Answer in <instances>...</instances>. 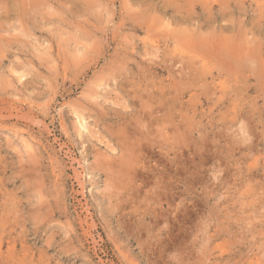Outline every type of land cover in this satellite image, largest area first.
<instances>
[{"label":"rangeland","instance_id":"obj_1","mask_svg":"<svg viewBox=\"0 0 264 264\" xmlns=\"http://www.w3.org/2000/svg\"><path fill=\"white\" fill-rule=\"evenodd\" d=\"M263 82L264 0H0V264H264Z\"/></svg>","mask_w":264,"mask_h":264},{"label":"bare ground","instance_id":"obj_2","mask_svg":"<svg viewBox=\"0 0 264 264\" xmlns=\"http://www.w3.org/2000/svg\"><path fill=\"white\" fill-rule=\"evenodd\" d=\"M93 1H95V0H93ZM34 3H36L35 1H34ZM46 3H48V1L46 2ZM37 4V3H36ZM203 4V3H202ZM35 5V4H34ZM208 7V6H207ZM31 8V7H30ZM211 8V7H210ZM86 10V9H85ZM33 14V13H32ZM210 16V15H209ZM214 21V20H213ZM177 34H175L174 36H176ZM173 36V35H172ZM178 37V36H177ZM172 38V37H171ZM180 38H181V36H180ZM179 38V39H180ZM183 38V37H182ZM172 39H175L174 37L172 38ZM165 40H167V39H165ZM196 40V39H195ZM210 40V39H209ZM215 41V40H214ZM217 41V40H216ZM227 41V40H226ZM188 42V41H187ZM202 42V41H201ZM190 43V42H189ZM198 43H199V41H198ZM211 43V42H210ZM233 43V42H232ZM191 44H193V43H190V45ZM204 44V43H203ZM209 44V43H208ZM221 44V43H220ZM231 44V43H230ZM211 45H212V43H211ZM218 45V44H217ZM222 45V44H221ZM224 45H226V44H224ZM223 45V46H224ZM228 45V44H227ZM232 45V44H231ZM246 45V44H245ZM194 46V45H193ZM233 46V45H232ZM204 47H206V46H204ZM211 47V46H210ZM254 47V46H253ZM231 48V47H230ZM256 49H257V47H255ZM157 49V48H156ZM202 49V51H203V48H201ZM205 49V48H204ZM247 49V48H246ZM251 49V48H250ZM253 49V48H252ZM255 49V50H256ZM197 50V49H196ZM210 50V49H209ZM219 50H221V49H219ZM226 50H227V48H226ZM242 50H245V49H242ZM241 50V51H242ZM254 50V49H253ZM215 51V50H214ZM234 51V50H233ZM247 51V50H246ZM245 51V52H246ZM259 51V50H258ZM186 52V51H185ZM188 52H189V50H188ZM218 52V51H217ZM235 52V51H234ZM256 52H257V50H256ZM187 53V52H186ZM197 53H199V52H197ZM210 53V52H209ZM219 53V52H218ZM236 53V52H235ZM221 54V53H220ZM242 54V53H241ZM253 54V53H252ZM259 54H260V52H259ZM209 55V54H208ZM256 55H257V53H256ZM197 56V55H196ZM210 56V55H209ZM247 56V55H246ZM253 57H254V54L252 55ZM202 57V56H201ZM225 57V56H224ZM253 57H248V58H253ZM260 57V56H259ZM229 58H231V57H229ZM237 58V57H236ZM226 59H227V57H226ZM247 59V58H246ZM245 59V60H246ZM211 60H213V58H211ZM238 60V59H237ZM250 60V59H249ZM253 60V59H252ZM217 61V60H216ZM234 61V60H233ZM255 61H257L256 59H255ZM199 62V61H198ZM209 62V61H208ZM218 63H219V61H217ZM229 62V61H228ZM222 63H224L225 64V62H223L222 61ZM242 60L240 61V62H238V64H240V65H242ZM201 64V63H200ZM209 64V63H208ZM214 64V63H213ZM217 64V63H216ZM236 64H237V62H236ZM76 65V64H75ZM206 65V64H205ZM215 65V64H214ZM222 65V64H221ZM261 65V64H260ZM209 66V65H208ZM207 66V67H208ZM234 66V65H233ZM253 66V65H252ZM203 67V66H202ZM212 67V66H211ZM241 67V66H240ZM262 68H263V66H261ZM219 68V67H218ZM233 68V67H232ZM224 69V68H223ZM222 69V70H223ZM239 69V68H238ZM210 70V69H209ZM212 70V69H211ZM219 70H221V69H219ZM207 72H209L208 70H206ZM232 71H233V69H232ZM212 73V72H211ZM221 73V72H220ZM224 74V73H223ZM217 77V76H216ZM258 77V76H257ZM240 78V77H239ZM240 80V79H239ZM264 83V82H263ZM220 85H222V84H220ZM226 86V85H225ZM231 86V85H230ZM219 87V86H218ZM221 87V86H220ZM229 87V86H228ZM235 87V86H234ZM221 90V89H220ZM238 90H240V89H238ZM223 91V90H222ZM161 93V92H160ZM149 99V98H148ZM156 100V99H155ZM140 104V103H139ZM163 104V103H162ZM140 105H142V103L140 104ZM143 108V107H142ZM141 108V109H142ZM157 108V107H156ZM160 108V107H159ZM163 109V108H162ZM77 110V109H76ZM147 110V109H146ZM152 110V109H151ZM160 110V109H159ZM148 112V111H147ZM156 112V111H155ZM153 113V112H152ZM11 115V114H10ZM151 115V114H150ZM153 115V114H152ZM147 116H149V115H147ZM146 117V116H145ZM83 120V119H82ZM152 121V120H151ZM152 123V122H151ZM135 134H136V132H135ZM140 144V143H139ZM100 159V158H99ZM108 166V165H107ZM108 171V170H107Z\"/></svg>","mask_w":264,"mask_h":264}]
</instances>
